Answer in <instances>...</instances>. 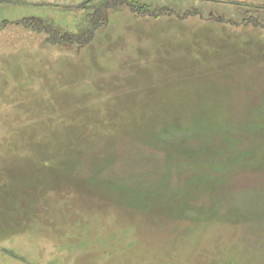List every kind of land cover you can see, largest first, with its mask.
<instances>
[{
    "label": "rangeland",
    "instance_id": "374dc122",
    "mask_svg": "<svg viewBox=\"0 0 264 264\" xmlns=\"http://www.w3.org/2000/svg\"><path fill=\"white\" fill-rule=\"evenodd\" d=\"M88 1L0 0V25L32 16L84 28ZM126 1L82 50L0 31V147L20 143L22 153L31 136H51V152L97 141L80 163L83 191L37 193L0 170V193L20 191L0 264H264V34L180 17L200 5L264 23V0ZM142 2L177 15L134 14ZM153 22L179 30L157 34ZM253 64L261 70L242 85ZM51 162L41 158L35 173Z\"/></svg>",
    "mask_w": 264,
    "mask_h": 264
},
{
    "label": "trees",
    "instance_id": "16d2710c",
    "mask_svg": "<svg viewBox=\"0 0 264 264\" xmlns=\"http://www.w3.org/2000/svg\"><path fill=\"white\" fill-rule=\"evenodd\" d=\"M223 1L225 2V5H228V4L235 5L234 2H236V1L244 2L245 0H223ZM88 2H95V3L92 6L89 5L86 8L84 7V9L87 11L86 13H87V17H88V19L86 20L84 28H78V29L76 28L73 30L72 28L67 27L66 23L62 22L63 23L62 24V23L58 22L56 17H54L53 19L49 18V20H47V19L45 20L42 17L40 18V17H32V16L28 17L27 16L26 18L22 19V21L21 20L16 21V22L8 21L6 24L0 25V31L4 30L5 28H7L9 26L21 27L23 29L31 30L36 35L44 34L45 42L52 45L53 47L57 46L59 49L63 48L65 50H71V51L82 50V49H85L86 46H88L95 39V36L98 33V30L104 25V22H105V19L107 16V13H106L107 11L114 10V9L117 10L122 4L128 5V2L126 0H89ZM84 4L87 5V2ZM138 4L145 5V8L147 9L145 11L142 10L141 12L133 11L134 14H141L140 16H143L142 14H146V12L148 13V16H151L152 18H156V19H159L162 16H164V13H166V12L168 14L165 16V18L166 17H173L175 14L177 15L176 11H169V9L166 8L168 6H166V5L160 7L161 10L159 9V12L155 13L154 11H151V14H150L149 10L151 9V4H149L148 2H142V3H138ZM246 4H247V6H245L246 9L252 10V8H254L251 6V4H249V3H246ZM261 7H263L262 9H264L263 5ZM200 8H201L200 5H196L195 7L191 8L192 10L189 13L181 14L180 17H183V20H185V19H188L189 17L199 16L200 20H202L203 22H212L213 24H216L217 26H220V27L225 26V27H228L231 29L247 28L248 26H250V28L253 27V29L257 30L261 34H264V23L261 21L252 20L246 24V22H244L242 20L240 21V20L235 19V17H233L234 15L224 16L222 14H220V15L216 14L215 15L216 17L213 16L214 15L213 13H212V15L205 13L206 14L205 15V14L200 12ZM257 9H259V8H257ZM250 13H253V12H250ZM176 17L179 18L178 16H176ZM244 19H245V17H244ZM262 39L264 40V37ZM18 135H20V136L22 135L21 137H25V135H27V132L26 133L20 132ZM28 137H30V136H28ZM33 137L34 136H31L30 140H28V138L27 139L23 138L25 140V141L22 140L23 142L21 144L22 147L24 146L23 151H26L27 146L29 145L28 143L33 142L32 141ZM16 145L17 146L14 145L15 147L10 145V148H12V151L8 152L6 154L8 157L13 156L14 154H23L22 151H21L22 153L17 152L18 151L17 148H20V143H18ZM6 158L7 157H5V159ZM0 170H2V169H0ZM3 171L5 173H7L8 176L11 177L12 179L17 180V178L11 176L9 174V172H6L5 170H3ZM35 171L32 172V174L29 176L38 178L40 173L39 172L35 173ZM63 179L64 178H59V177H57L56 179L52 178L49 181L42 182L41 184L39 182L31 179V178H23L21 180L26 185L31 183V186L32 187L34 186L31 189L37 190L36 191L37 193L42 190L41 193L45 194L53 188L52 186H51V188L50 187L47 188L46 186L49 185L48 183H52V181H57V180L63 181ZM6 181H8V180H6ZM55 186L56 185H54V187ZM2 191L3 192L0 193V200L2 201L3 207L5 208V213L4 212L0 213V226H1L0 233L8 232V230L11 229V228H9L11 225L10 223L13 222L12 219L9 218V217L12 218L11 214H12L13 210L11 208H12L14 203H17L16 202L18 200L17 197L18 198L20 197V191L18 189H16V187H13L12 185H9L8 189L2 190ZM6 193L7 194L10 193V194L7 195ZM24 199L26 200L25 203H27L29 201V199H32V196L26 195ZM34 202H35V200H34ZM34 206H35V204H34ZM7 208H9V210H8L9 214L8 215H6ZM35 208H36V206L34 207V209ZM34 209H32V211ZM15 215H17V214H15ZM23 215L27 218L32 217V213H30V211H28L27 213H23ZM4 225H6L7 227L6 226L4 227Z\"/></svg>",
    "mask_w": 264,
    "mask_h": 264
},
{
    "label": "bare ground",
    "instance_id": "6f19581e",
    "mask_svg": "<svg viewBox=\"0 0 264 264\" xmlns=\"http://www.w3.org/2000/svg\"><path fill=\"white\" fill-rule=\"evenodd\" d=\"M152 24L153 30L151 32L157 34L167 35L172 30H179V27L175 23L160 25V23L158 22H153ZM181 30H183V28ZM257 70H261V66L253 64L252 66H250V68L246 70V73H239L238 79L240 83L242 85H247V83H249L250 78L254 76V72ZM213 78L214 77H211L209 79ZM240 93H242V89L240 90ZM67 127L68 126L64 127L63 130L65 129V132L69 134V131L71 132V130H69ZM53 140L54 139L51 136H47L42 137L36 142L28 143L29 145L27 146V149L23 152V154H14L13 156L8 157L4 160V164L0 165V168L2 170H5L6 172H9V174L13 177H16L18 179L31 178L39 182L40 184L42 182L49 181L52 178H64L63 181L57 186L58 188H61V186H64V184H66L67 186H71L74 188L79 187L78 189L81 191L85 190V188L81 187V178L78 176V174L81 172L80 169L82 167L80 163L82 162L81 160L83 159V157L87 154L89 148L91 146H94L93 143L95 144L97 143V141L91 140L90 142H88L87 139L82 138V140L78 143L72 142L71 144H62L63 146H61L57 150L56 148H52L53 152H51L48 149V144ZM34 143H36V145H34ZM10 145L13 144H3V146L0 147V154L5 155L8 152H11L12 148H10ZM45 156L52 157L51 164L42 170L38 178L29 176L32 174V172L38 169V165H40V159L44 158ZM74 157L75 162H73V164H70L72 163ZM57 187H53L52 190H58ZM28 202L31 203L32 206H34L35 204L33 199H29Z\"/></svg>",
    "mask_w": 264,
    "mask_h": 264
}]
</instances>
